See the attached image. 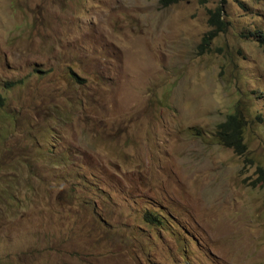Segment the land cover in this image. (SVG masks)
<instances>
[{"label":"rangeland","instance_id":"rangeland-1","mask_svg":"<svg viewBox=\"0 0 264 264\" xmlns=\"http://www.w3.org/2000/svg\"><path fill=\"white\" fill-rule=\"evenodd\" d=\"M262 33L264 0H0V264H264Z\"/></svg>","mask_w":264,"mask_h":264},{"label":"trees","instance_id":"trees-1","mask_svg":"<svg viewBox=\"0 0 264 264\" xmlns=\"http://www.w3.org/2000/svg\"><path fill=\"white\" fill-rule=\"evenodd\" d=\"M180 1H184V0H161V3L165 7H168ZM221 10L222 9L219 8L217 9V11L212 12L211 22H212L213 27H215V30H213V32L208 33V35L204 38L203 45L209 44V42L213 39V36L215 34L226 30L227 23L221 19V16H222ZM259 39H260L261 44L264 47V34L263 33L259 35ZM73 76L78 82H84V80L80 79V77H78L77 75L73 74ZM5 105H6V99L0 93V110L4 108ZM246 119H247V116L244 113H242L240 110H237L234 113L230 114L227 117L225 122L217 126V131H216L217 141L220 144L228 148L234 149L238 153L246 152L247 150V145L245 143V133H246L245 124L247 123ZM260 172H262L261 174L264 177V168H260ZM35 181L37 182V185H38V183L43 182L44 179L43 180L38 179ZM0 182H2L0 183V194L1 196H5V198H3L5 200L3 202V206H5L9 202L13 203V200H15V198H17V204H19V198L21 197L18 194L16 195V193L13 192L15 196L11 198V194H13L11 191V180L7 182L6 178L3 176V178L0 179ZM32 189L34 188H31L30 186L29 190H32ZM17 204L15 205L17 206ZM161 219H162V216H159L149 211H147L144 215L145 222H147L150 225L159 226L160 228L163 225V222ZM28 225H29V221H28ZM75 255H78V253Z\"/></svg>","mask_w":264,"mask_h":264}]
</instances>
